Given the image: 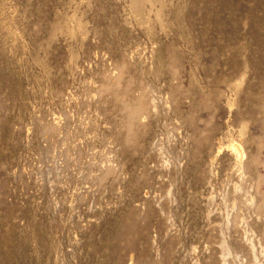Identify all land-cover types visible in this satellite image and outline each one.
<instances>
[{
  "label": "rangeland",
  "instance_id": "obj_1",
  "mask_svg": "<svg viewBox=\"0 0 264 264\" xmlns=\"http://www.w3.org/2000/svg\"><path fill=\"white\" fill-rule=\"evenodd\" d=\"M0 264H264V0H0Z\"/></svg>",
  "mask_w": 264,
  "mask_h": 264
},
{
  "label": "bare ground",
  "instance_id": "obj_2",
  "mask_svg": "<svg viewBox=\"0 0 264 264\" xmlns=\"http://www.w3.org/2000/svg\"><path fill=\"white\" fill-rule=\"evenodd\" d=\"M242 132L239 134L240 137H242ZM240 140V139H239ZM222 149V147L218 148V152ZM224 149L227 150L229 153L235 155L239 158V160L243 156V149L242 146L239 144V141H236L235 139L229 138L228 141L224 145ZM238 160V159H237ZM241 162V161H240Z\"/></svg>",
  "mask_w": 264,
  "mask_h": 264
}]
</instances>
